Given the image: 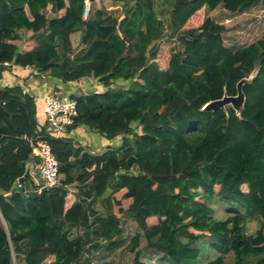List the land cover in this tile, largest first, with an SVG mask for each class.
<instances>
[{
  "label": "trees",
  "instance_id": "16d2710c",
  "mask_svg": "<svg viewBox=\"0 0 264 264\" xmlns=\"http://www.w3.org/2000/svg\"><path fill=\"white\" fill-rule=\"evenodd\" d=\"M84 1L0 0V62L61 83L93 77L104 88L71 95L78 116L67 131L84 126L121 142L91 153L71 135L50 136L32 95L0 89V264H93L102 247H128L134 264L146 251L185 264L204 238L218 251L206 264H264V37L229 46L225 26L207 15L264 0H116L121 19L102 0L84 18ZM254 71L240 114L204 109ZM38 134L59 161L60 185L27 192L30 177L18 186L32 157L23 136ZM215 196L234 213L217 219ZM121 216L139 226L130 240ZM73 228L83 231L72 237Z\"/></svg>",
  "mask_w": 264,
  "mask_h": 264
},
{
  "label": "rangeland",
  "instance_id": "374dc122",
  "mask_svg": "<svg viewBox=\"0 0 264 264\" xmlns=\"http://www.w3.org/2000/svg\"><path fill=\"white\" fill-rule=\"evenodd\" d=\"M102 6L107 12L115 14L120 19L123 17L121 4H116L115 0H102ZM207 15L213 17L216 21L225 26L223 35L225 43L229 46L239 47L248 45L264 37V7H262L261 4L256 5L247 12L239 14H231L225 8L218 7L214 10L207 11ZM20 33L23 38L27 36L26 32L23 30L20 31ZM178 47H180V45H178ZM35 174L39 183H41L37 172H35ZM29 185L33 186L34 184L29 181ZM70 188L72 190L75 189L74 186H71ZM210 204L215 209L214 216L217 219H225L234 213L230 210L232 205L229 202L223 201L218 196L211 199ZM102 210L104 214H107L105 213L108 211L107 208H102ZM260 223L261 219L258 217L250 219L246 225V231L249 233L256 231L259 228ZM121 224L125 229V235L128 236V240H130L135 233L140 230L137 223L132 218H128L126 216H121ZM93 231L98 235L99 227H93ZM97 235H94V237L96 238ZM206 239L209 238H204L198 242V246L200 248L199 256L195 259L188 260L185 264H206L218 255L217 249L214 248V246ZM144 244L145 241H143V245ZM145 253H147L143 256L145 264H174L169 258H163V262H160V257L158 255L150 254L148 251ZM89 256L93 260V264H134V253L131 252L128 247L121 248L112 254L108 253L105 248L102 247L98 251L91 252ZM233 257V253L228 254L226 256V263L231 262ZM256 260L257 259L255 257H252L250 259V264H256Z\"/></svg>",
  "mask_w": 264,
  "mask_h": 264
},
{
  "label": "crops",
  "instance_id": "0c3cea01",
  "mask_svg": "<svg viewBox=\"0 0 264 264\" xmlns=\"http://www.w3.org/2000/svg\"><path fill=\"white\" fill-rule=\"evenodd\" d=\"M116 1V0H115ZM255 7V6H254ZM263 7V5H262ZM104 8V7H103ZM122 9V7H121ZM249 11V10H248ZM247 12V11H245ZM243 13V12H242ZM93 77L84 78L81 81L61 83L56 79L50 77L49 72H39L34 66L23 67L20 65H15L9 69H6L0 78V89L6 86L21 85L24 92L32 95L38 105V118L40 125L46 126V116L44 112L45 97L51 92H58L64 95L71 96L72 94H83L95 89L94 91H102L103 87L97 86L98 82ZM64 135H71L74 137L78 144L85 147L86 150L91 153L102 152L111 146H119L120 140L109 139L103 134L97 132L96 130L90 129L88 127L79 126L71 131H66ZM33 157V156H32ZM31 157L32 162L31 174L35 176V160ZM27 163V164H28ZM36 177V176H35ZM32 180V179H31ZM34 183V182H32ZM35 185V183H34ZM26 185V190H32L35 186ZM31 186V187H30ZM77 190V188H75ZM74 189V191H76ZM97 209L100 211V215H105L102 212V208L105 207L106 203L97 202ZM103 206V207H102ZM107 213V212H105ZM83 231L82 228H73L70 231V236L74 237Z\"/></svg>",
  "mask_w": 264,
  "mask_h": 264
},
{
  "label": "built area",
  "instance_id": "2783aa9c",
  "mask_svg": "<svg viewBox=\"0 0 264 264\" xmlns=\"http://www.w3.org/2000/svg\"><path fill=\"white\" fill-rule=\"evenodd\" d=\"M84 6L83 17L87 18L91 11V0H85ZM15 65L10 61L0 62V68L5 67L1 70L2 74L6 69ZM44 112L48 134L59 138L75 123L78 116V101L69 95L51 92L45 97ZM23 137L32 148L35 169L41 180V183L32 190L41 191L42 189L59 186V161L49 141L41 134L35 136L24 135ZM18 186L22 187V183L18 182ZM32 190L28 189L27 192Z\"/></svg>",
  "mask_w": 264,
  "mask_h": 264
},
{
  "label": "water",
  "instance_id": "95a60500",
  "mask_svg": "<svg viewBox=\"0 0 264 264\" xmlns=\"http://www.w3.org/2000/svg\"><path fill=\"white\" fill-rule=\"evenodd\" d=\"M255 75H256V71L251 73L249 77H245L241 81H239L237 85L238 92L236 95L225 94L220 99H216L208 102L205 105L204 109L206 110L227 109V107L231 105L237 111V113L240 114L244 109V103H245V93L243 91V85L245 83L252 81ZM32 164L33 163L30 162L26 165V172L22 177L19 178V182L24 183L26 182L27 178L30 177L36 185L40 184L39 180L31 174Z\"/></svg>",
  "mask_w": 264,
  "mask_h": 264
}]
</instances>
